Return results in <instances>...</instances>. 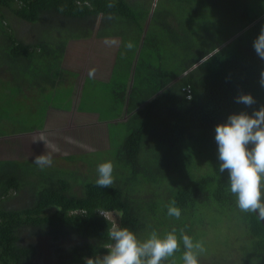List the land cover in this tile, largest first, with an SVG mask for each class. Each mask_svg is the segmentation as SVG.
I'll use <instances>...</instances> for the list:
<instances>
[{
  "label": "trees",
  "instance_id": "16d2710c",
  "mask_svg": "<svg viewBox=\"0 0 264 264\" xmlns=\"http://www.w3.org/2000/svg\"><path fill=\"white\" fill-rule=\"evenodd\" d=\"M231 1L244 7L235 18V31L223 35L216 45L203 46L204 35L209 38L215 33V25L217 21H224ZM109 2L0 0L3 37L0 57L4 59L0 60V68L8 70L11 81L20 88L11 98L0 94V104L19 98L24 101L26 97L19 112L22 125L28 128H35L45 115L40 114L43 111L27 108V102L40 99L41 91L48 85L57 87L59 81L53 77L69 80V72L62 66L67 47L63 42L57 51L41 41H23L7 22L10 17L34 24L43 19L80 21L92 29L94 20L101 17L98 37L120 34L126 43L134 44L132 50L125 48V52L119 48L110 81H93H100L103 88H109L107 93L113 94L114 108L118 111L110 120L120 119L118 121L128 128L119 150L112 157L113 186L100 188L95 184L97 178L79 182L78 175L73 172L41 169L27 159L19 163L20 166L29 164L23 172L15 169L16 163L0 164V264H38L37 248L22 244V233L26 230L51 237L59 244L66 236L84 239L83 246L70 250L63 247L64 252L58 254L57 261L58 264H85L86 257L107 252L110 242L107 229L115 223L105 212L119 213L120 226L128 227L141 241L153 230L163 237L175 229L178 238L187 234L195 242L201 240L200 231L206 227L207 213L225 215L237 208L227 171L218 172L215 127L232 113L246 111L251 114L264 105V87L260 84L264 60L257 56L253 47L254 39L264 27V0H168L177 8L185 2L188 4L185 9L190 13L184 19L186 23L200 21L192 29L185 26L188 38L185 53L180 63L172 61L171 64L165 62L168 57L153 53L161 44L157 30L160 22L156 21L155 12L135 6L133 0H111L113 8L107 7ZM61 6L63 12L58 11ZM109 14L112 19L107 18ZM148 23L155 30L152 34L147 30ZM163 23L165 27L172 25L167 20ZM120 27L125 29L119 31ZM108 28L113 29L108 31ZM192 32L198 35L199 42L193 40ZM144 33H147L145 37ZM59 37L60 34H55L52 39L56 41ZM127 52L132 57H127ZM45 55H52L49 56L51 63L42 73L35 71L40 65L38 58ZM150 58L156 62H151ZM163 67L169 71L162 70ZM240 92L250 93L256 103L251 107L236 103ZM19 112H8V118H15ZM126 115L127 119H122ZM0 130H9L8 123L4 122ZM0 159L3 162L4 159ZM91 164L98 165L92 156ZM32 176L36 179L31 180ZM148 185L155 189L150 191V196L143 195L148 193L143 190ZM77 187H82L80 193ZM18 194L27 204L23 208H7L9 197ZM171 200L181 209L179 220L167 214ZM242 217L252 239L249 248L242 247L237 262L264 264V222L258 213H244ZM184 251L181 238L180 248L162 264H183ZM225 257L224 253L209 254L206 249L199 255V261L200 264H232L231 260L222 262Z\"/></svg>",
  "mask_w": 264,
  "mask_h": 264
},
{
  "label": "rangeland",
  "instance_id": "374dc122",
  "mask_svg": "<svg viewBox=\"0 0 264 264\" xmlns=\"http://www.w3.org/2000/svg\"><path fill=\"white\" fill-rule=\"evenodd\" d=\"M133 1L135 6H143L141 9H151L152 12H155L156 21L160 22L157 30L158 40L161 44L153 53L161 55L162 58L168 57V61L165 62H169V64L172 61L180 63L181 55L185 53V45L188 41L184 28L187 25V29H192L193 26L197 27L200 22L196 20L188 24L184 21L190 13L189 10L185 9L188 4L185 2L182 7L177 8L173 7L168 0H162L160 3L158 0ZM242 9L244 7L237 5L235 1L229 2L223 18L224 21L222 20L221 23L217 21L216 31L209 38L204 35L202 45H208L209 47L216 45L222 40L223 35L235 31V18ZM165 20L172 23V25L165 27L163 23ZM7 22L15 30L18 38L25 42L41 41L57 51H59V46L65 42L68 50L63 58L62 66L69 72V80L65 81L53 77V79L59 81L57 87L48 85L47 89L41 91L40 99L27 102V106H29L27 108L46 113V116L40 119L35 128H28L26 124L22 125V118H20L22 113L19 111L22 110V104L26 103V97L24 101L19 98L12 102L3 101L0 104V126L4 122L9 125V130H0V158L4 159L0 164L16 163L18 165L15 166V169L23 172L29 164L26 163L20 166L19 163H23L25 159L34 162L36 155L48 151L53 156V163L48 167L50 171L73 172L78 175L79 182L89 178H97V165L93 166L91 164V156L94 162H98V164L104 161H112V157L119 150L124 137L128 133V128L124 123L118 120H110L112 114L118 111V108H114L116 103L112 101L113 94L107 93L109 88H103L100 81L93 82L94 80L110 79L115 63L116 50L119 45L115 47L106 46L104 44L106 38L104 37L83 40L90 35L92 37L97 35L102 23L101 17L94 20V29L85 25V22L80 21L76 23L56 20L46 21V19H43L42 22L39 21L34 24L13 16ZM112 29L108 28L107 30L111 31ZM115 29L118 28L115 27ZM124 29V27H120L119 31ZM147 30H149V34L155 32L152 24H147ZM199 31L201 37L203 33H201V29ZM55 34H60L56 41L52 39ZM146 34L144 33L143 36L145 37ZM193 36L194 33L192 32L191 37ZM111 38L117 39L120 48L125 52L126 39L118 36ZM2 40L3 37L0 33V42ZM193 40L199 42L198 35H195ZM125 54H127V57H132L130 52ZM49 56L52 55L38 58V64L40 65L34 68L35 71L42 73L45 67L49 66L52 60L49 59ZM137 57H140V53ZM0 60L4 61L1 57ZM150 61L156 62L154 58H150ZM93 68L95 74L94 77H90L89 70ZM162 70L169 71V68L163 67ZM11 80L10 72L0 68V94L3 93L4 98H11L20 90ZM8 112H19L15 114V118L16 116L19 117L16 119L8 118ZM6 127L8 126L6 125ZM93 151L96 152L91 154ZM198 160L199 158L196 156V161ZM152 164L153 171L157 170L154 169L156 160ZM35 179L34 176L31 177V180ZM81 188L77 187L76 191L80 193ZM143 190L148 192L147 194L143 193V195L150 196V191L155 189L153 185H148ZM26 204L27 201L21 197V194H18L16 197L15 195L9 197L6 207L23 208ZM242 213L245 212H241L237 207L231 209L225 215L211 211L205 217L206 227L200 231V241H203L209 254L224 253L226 256L222 260L224 263L231 260L232 264H238L237 257H241L242 247H250L252 233L249 234V227L243 224ZM108 217L120 226L121 216L119 213L108 214ZM85 243L84 239L73 235L64 237L59 244L51 237L35 235L33 230H26L22 233V244L37 248L38 264H58V254L64 252L63 247L70 250L76 246H83Z\"/></svg>",
  "mask_w": 264,
  "mask_h": 264
},
{
  "label": "clouds",
  "instance_id": "9594fccd",
  "mask_svg": "<svg viewBox=\"0 0 264 264\" xmlns=\"http://www.w3.org/2000/svg\"><path fill=\"white\" fill-rule=\"evenodd\" d=\"M114 6L111 0L107 4L108 8ZM58 11L63 12L64 7L61 6ZM107 18L112 19L113 16L109 14ZM104 44L115 47L119 45V41L106 38ZM253 47L257 56L264 60V27L254 39ZM125 48L132 50L134 44L129 41ZM94 74L95 69H90L89 76L94 77ZM260 84L264 87V71L261 72ZM235 100L246 107L256 103L250 93L244 92H240ZM215 142L220 162L218 172L223 174L227 171L230 192L236 197L237 207L241 212L258 213L259 218L264 220V105L254 109L251 114L246 111L232 113L224 122L218 123L215 127ZM34 163L41 169L50 167L53 156L48 151L36 155ZM96 171V186H113L115 178L112 161L101 162ZM111 213L104 214L108 217L106 214ZM167 214L180 219L181 209L175 200L168 203ZM107 235L110 241L106 246L107 252L86 257L85 264H162L180 248L181 238L185 248L183 264H200L199 255L206 251L203 241L194 242L187 234L178 238L175 229L163 237L153 230L146 240L141 241L128 227L113 224L107 229Z\"/></svg>",
  "mask_w": 264,
  "mask_h": 264
},
{
  "label": "crops",
  "instance_id": "0c3cea01",
  "mask_svg": "<svg viewBox=\"0 0 264 264\" xmlns=\"http://www.w3.org/2000/svg\"><path fill=\"white\" fill-rule=\"evenodd\" d=\"M151 19V18H150ZM150 22H151V20H150ZM149 22V23H150ZM148 23V24H149ZM100 29V28H99ZM99 31V30H98ZM98 31H97V33H98ZM116 36H118V37H121V38H123V36L122 35H120V34H118V35H114V36H105L104 38H111V37H116ZM95 37H98L97 35L96 36H94V37H90V38H84L83 40H85V39H91V38H95ZM79 41H81L80 39H79ZM119 48H120V44H119V46H118V48H117V50H116V57H115V63H116V58H117V54H118V50H119ZM68 50V49H67ZM67 53V52H66ZM65 56H66V54H65ZM138 60H139V57L137 58V62H138ZM137 62H136V64H137ZM115 63H114V65H115ZM113 70H114V66H113V69H112V73H111V75H110V77L109 78H111L112 77V74H113ZM108 79V78H107ZM105 81H110L111 79H109V80H106V79H104ZM127 108L129 109V105L127 104ZM40 114L41 115H45L46 116V113L44 112V113H42V112H40ZM127 115L125 116V117H123L122 119H127ZM116 120H120V119H115V121Z\"/></svg>",
  "mask_w": 264,
  "mask_h": 264
},
{
  "label": "water",
  "instance_id": "95a60500",
  "mask_svg": "<svg viewBox=\"0 0 264 264\" xmlns=\"http://www.w3.org/2000/svg\"><path fill=\"white\" fill-rule=\"evenodd\" d=\"M226 45V44H225ZM224 46V45H223ZM263 222H264V220H263Z\"/></svg>",
  "mask_w": 264,
  "mask_h": 264
},
{
  "label": "built area",
  "instance_id": "2783aa9c",
  "mask_svg": "<svg viewBox=\"0 0 264 264\" xmlns=\"http://www.w3.org/2000/svg\"><path fill=\"white\" fill-rule=\"evenodd\" d=\"M106 215H108V214H106Z\"/></svg>",
  "mask_w": 264,
  "mask_h": 264
}]
</instances>
